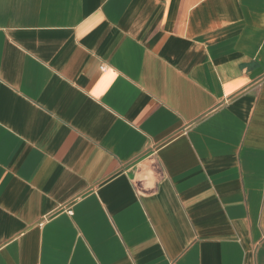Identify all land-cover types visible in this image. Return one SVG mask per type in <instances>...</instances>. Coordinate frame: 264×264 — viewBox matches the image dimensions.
<instances>
[{
    "label": "crops",
    "instance_id": "crops-1",
    "mask_svg": "<svg viewBox=\"0 0 264 264\" xmlns=\"http://www.w3.org/2000/svg\"><path fill=\"white\" fill-rule=\"evenodd\" d=\"M0 264H264V0H0Z\"/></svg>",
    "mask_w": 264,
    "mask_h": 264
}]
</instances>
